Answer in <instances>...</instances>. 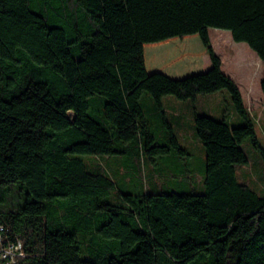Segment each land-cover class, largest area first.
I'll return each instance as SVG.
<instances>
[{
  "label": "trees",
  "instance_id": "1",
  "mask_svg": "<svg viewBox=\"0 0 264 264\" xmlns=\"http://www.w3.org/2000/svg\"><path fill=\"white\" fill-rule=\"evenodd\" d=\"M211 29L264 66V0H0V227L23 242L21 264H264V199L236 178L242 142L259 150L254 119ZM195 35L206 72L147 74L144 45ZM223 90L239 124L194 114L202 194H123L82 159L187 160L163 99Z\"/></svg>",
  "mask_w": 264,
  "mask_h": 264
},
{
  "label": "rangeland",
  "instance_id": "2",
  "mask_svg": "<svg viewBox=\"0 0 264 264\" xmlns=\"http://www.w3.org/2000/svg\"><path fill=\"white\" fill-rule=\"evenodd\" d=\"M209 38L215 55L221 61V71L236 84L247 112L254 119L253 124L259 150L253 147L249 140L242 142L240 148L245 153L248 164L236 167L237 181L247 185L260 198L264 199V98L260 89L264 77V66L246 44L234 43L228 31L211 29L209 30ZM164 45L158 49L162 51L163 55L160 62L162 68H174L177 66L178 61L187 60V55L192 54L197 59V62L192 66L193 71L197 73L193 74L207 71L208 67L203 68V66L208 60V56L203 52L204 48L200 47L202 45L197 36L170 41ZM145 51L148 54V49ZM164 99L163 106L168 121H171L175 126L167 100L171 99L176 103L179 102L173 97ZM212 106L215 107L212 109ZM193 107L197 109L200 115L209 116L217 121H228L232 115H235L232 110L230 96L225 90L200 97ZM150 123L153 135L161 143L164 139L160 122L158 123L157 120L153 119L150 120ZM187 134H190V132ZM178 138L183 140L181 134L178 135ZM190 150V157L187 160L185 159V162H174L166 157L159 159L154 164H152L154 159L148 161L147 158L141 160L130 156L117 157L116 159L109 158V160L102 157H82V159L86 164L99 163L110 167L117 191L123 194L152 193L154 186L158 188V192L202 194L204 192L203 168L205 156L198 150ZM180 166H188L193 172V176L178 175Z\"/></svg>",
  "mask_w": 264,
  "mask_h": 264
},
{
  "label": "crops",
  "instance_id": "3",
  "mask_svg": "<svg viewBox=\"0 0 264 264\" xmlns=\"http://www.w3.org/2000/svg\"><path fill=\"white\" fill-rule=\"evenodd\" d=\"M189 37H184V38H189ZM174 40H180V39L173 38V39H169V40L155 43V44L144 45L143 47L144 48V60H145V69H146L147 74L159 73V74H162L174 80H179V79H183L188 76H191V75H196V74H193L197 72L193 71L192 66L195 64V62H197V59H195V56H193L192 54L187 55L188 57L187 60L178 61L177 66H175L174 68L165 69V68H162V66L160 65L161 58L163 55H162V51L158 49L160 47L165 46L164 44H166L167 42L174 41ZM200 47H203V46H200ZM147 49H148V54L145 51ZM203 52L206 54L205 49ZM205 67H208L207 70L210 68L209 59L204 64L203 68ZM202 73H198V74H202ZM167 102L170 105L171 118H172V121L175 122V126L173 127H174V130L176 131V136H177L181 149L184 150L188 155L191 153L190 149L198 150L200 151V153H203L201 144L196 139L194 127H193L194 114L198 113L197 109L195 110L193 107V104L190 105L187 102L186 103H182V102L176 103L175 101H172L171 99H168ZM214 107L215 106H212V109ZM226 122L229 123L231 126H234L240 123L239 119H237L236 116L234 115H232L228 119V121L226 120ZM189 132L190 134H187ZM180 134L182 135L183 140H180L178 138V135Z\"/></svg>",
  "mask_w": 264,
  "mask_h": 264
},
{
  "label": "built area",
  "instance_id": "4",
  "mask_svg": "<svg viewBox=\"0 0 264 264\" xmlns=\"http://www.w3.org/2000/svg\"><path fill=\"white\" fill-rule=\"evenodd\" d=\"M7 235L5 229L0 227V264H21L27 257L23 242L18 238L11 241Z\"/></svg>",
  "mask_w": 264,
  "mask_h": 264
}]
</instances>
